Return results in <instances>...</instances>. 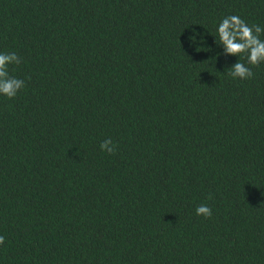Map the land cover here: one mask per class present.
Wrapping results in <instances>:
<instances>
[{
    "label": "trees",
    "instance_id": "16d2710c",
    "mask_svg": "<svg viewBox=\"0 0 264 264\" xmlns=\"http://www.w3.org/2000/svg\"><path fill=\"white\" fill-rule=\"evenodd\" d=\"M232 15L264 43V0H0L25 85L0 94V264H264V62L227 53Z\"/></svg>",
    "mask_w": 264,
    "mask_h": 264
},
{
    "label": "clouds",
    "instance_id": "9594fccd",
    "mask_svg": "<svg viewBox=\"0 0 264 264\" xmlns=\"http://www.w3.org/2000/svg\"><path fill=\"white\" fill-rule=\"evenodd\" d=\"M260 32L258 26L249 27L239 16L232 15L224 18L218 27V36L220 41L224 44L229 55H240L245 50L250 49L248 56V63L253 66H258L264 62V43L260 42L257 35L254 34ZM195 38V37H194ZM239 38L242 43L235 42ZM18 56L15 53L0 54V94L14 98L17 92L22 89L24 81L11 77L6 78V65L19 64ZM233 77L240 79H248L252 77L253 73L248 67H245L243 63H236L234 71L231 74ZM101 150H106L109 154H113L115 149L111 146V141L106 140L101 144ZM198 216H204L206 218L211 217V209L206 205H201L196 209ZM4 244V237L0 236V245Z\"/></svg>",
    "mask_w": 264,
    "mask_h": 264
}]
</instances>
